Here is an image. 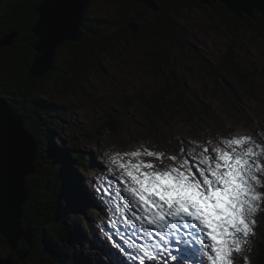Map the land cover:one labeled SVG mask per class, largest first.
Listing matches in <instances>:
<instances>
[{
    "label": "trees",
    "instance_id": "obj_1",
    "mask_svg": "<svg viewBox=\"0 0 264 264\" xmlns=\"http://www.w3.org/2000/svg\"><path fill=\"white\" fill-rule=\"evenodd\" d=\"M43 1L45 0H0V96L24 120L26 129L38 144L35 162L37 173L28 178L30 195L26 203L27 220L22 221L23 228L33 230L36 238L33 240L34 251L24 264H29L33 256L36 257L35 264H133L132 259H125L118 251L121 245L119 236L123 231H111L107 224L100 221V217L97 218L96 211L103 207V203L97 204L99 208L94 206L93 196L87 191L89 182L86 180V185L83 183L85 174L97 169L91 161L95 155L92 153L87 158L76 148L75 140L69 139L71 147L61 139L54 142V132L58 131V127L50 119L54 120L57 112L51 109L43 114L41 111L46 107L38 105V100L42 102L41 96L51 85L58 93L63 89L74 95L85 93L84 86L88 84L89 76L102 70L106 53H113L116 45L129 46L131 41H143L146 63L153 67L150 72L159 79L163 78L165 82L164 87L153 95L154 99L148 102L152 104L149 106L153 111L152 116L163 107L173 117L196 119L200 117L199 113L192 101L187 82L182 78L179 67L176 69L175 54L172 53L180 48L197 49L192 36L181 24L180 17L195 7L204 11L212 10L213 15L219 18L220 23L232 35L248 32L247 34L260 39L264 44V16L255 13L254 17L240 18L220 2L206 6L197 0H156L159 10L155 11L135 0H108L120 7L119 15L90 19L89 12L86 13L81 40L58 47L53 69L36 77L31 70L35 55L33 46L37 41L33 27L39 18L36 9ZM98 1L100 0H92L89 8H94ZM134 25L138 26L136 33L132 28ZM102 28H107V31ZM8 40L10 44H5ZM66 50L69 58L65 61L62 53ZM166 69L168 74L165 73ZM211 70L216 84L228 92L230 99L238 107L242 104V91L238 92L236 87L243 90L244 84H248L247 90L255 94L253 84L258 87L260 85L255 73H246L249 70L241 65L232 48L221 58L218 69L215 71L212 67ZM261 78L264 79V76ZM239 112L245 115L246 109ZM49 113L53 114L52 118ZM88 137L94 144L98 143L97 137ZM53 167L58 169L57 173ZM60 173L66 178V189L60 185L63 181H60ZM80 193L87 197L85 203L82 202ZM65 209L68 212L64 213ZM64 216L72 219L69 221L70 225L59 224L57 219H63ZM259 221L256 245L252 252L253 264H264V212ZM72 222L77 224L76 228L71 227ZM65 227L66 232L69 229L70 236L64 234ZM99 233L105 234L102 237ZM127 236L133 240L131 234ZM94 237L98 241L91 244ZM103 238L106 240H102ZM7 243L6 238L0 235V246ZM19 249L27 250V243L19 242ZM127 254L132 258L136 256L131 252ZM12 256L17 264H23L14 251ZM162 257L163 255L157 261L165 264Z\"/></svg>",
    "mask_w": 264,
    "mask_h": 264
},
{
    "label": "rangeland",
    "instance_id": "obj_2",
    "mask_svg": "<svg viewBox=\"0 0 264 264\" xmlns=\"http://www.w3.org/2000/svg\"><path fill=\"white\" fill-rule=\"evenodd\" d=\"M207 9L210 8L207 7ZM88 12L90 19L98 17L105 19L109 16H118L120 7L108 0H100L94 8L86 9L84 22ZM180 21L187 33L192 36L191 39L197 49L175 48L176 50L172 53L175 54L176 69L179 67L178 70L182 78L187 82L192 101L200 117L196 119L173 117L171 113L167 112L168 109L163 107L160 112L152 116L153 111L149 108L152 104L148 102L154 99L153 95L157 90L164 87L163 83L165 82L163 78L159 79L150 72L153 67L146 63L143 41H131L129 46L125 44L116 45L113 53H106L102 70L99 73L93 72L89 76L90 80L84 86L85 93L74 95L64 89L58 93L51 85L46 88V92L41 96L42 102L38 100L37 103L46 107L41 111L43 114H47L51 109L57 112V117L54 120L50 119L53 114L49 113V119L54 121L52 124L56 123L55 126L58 127V131L54 132V142L61 139L67 146L71 147L69 139L75 140L77 142L76 148L87 158L92 153L97 154V157L91 159L92 162L97 159V171L85 172L83 183L86 185V180L89 182L87 191L88 193L91 192L93 196L91 198L95 201H93L94 206L99 208L98 205L103 203L102 209L99 210L103 218L100 221L107 224L111 231H123L119 237L120 244L125 246L124 248H122L123 246L118 247V251L124 255L125 259H132L133 264H139V254L136 248L132 246L135 245V242L127 235L138 232L142 244L151 243V241L143 236L138 224L133 226L119 222V217L126 220L125 217L121 212L115 210L114 204L108 203L109 199H116L115 195L101 198V195L96 191L98 187H111L113 193L115 192L120 169L113 163V160L121 157L127 160L128 157L125 155L127 151L141 150L142 148H151L158 152H164L166 155H177L180 148H187L189 152L195 149L198 152L200 148L197 146L206 141H210L212 146H217L221 141L235 135H247L258 139L259 134L264 133V79L261 78L264 76V44L260 39L251 37L250 34H247L248 32H241L238 36L232 35L220 23L219 18L213 15L212 10L204 11L195 7L192 11H186L182 14ZM102 29L107 31V28ZM231 48L241 65L249 70L246 73H255L260 82L259 87L253 84L255 94L247 90L248 84H244L243 90L236 87L238 92L242 91L240 94L242 104L239 107L234 105L235 103L230 99L228 92L216 84L211 70L212 67L215 71L218 69L221 58ZM67 58H69V52L66 50L62 53V59L66 61ZM165 73L168 74L167 69ZM243 108L246 109V116L239 112ZM89 135L97 137L98 143L91 142ZM59 158L63 160L62 156ZM142 159L150 160L151 158L142 157ZM55 161L57 163V160ZM35 162L33 168L36 174ZM166 163L170 162L166 161ZM61 169L64 171V168L61 167ZM53 170L58 172L56 167ZM59 178L60 181L63 180L60 185L66 189L65 176L60 173ZM79 186L83 188L80 184ZM57 188H59V181ZM122 188L123 185L121 184ZM80 195L82 194L80 193ZM122 195L126 196L127 194L122 192ZM81 199L85 203L87 197L82 195ZM120 203L124 204L126 201H120ZM124 210L127 211V209ZM60 211L58 208V212ZM63 212H68V210L65 209ZM263 212L264 204L261 205V210L255 216V236L250 238L248 245H246L245 255L251 264H253L252 252L256 245L255 238L260 224L259 218ZM39 213L44 215L41 211ZM96 216L97 218L100 217L97 213ZM57 220L62 226L70 225L69 221H72L70 217L66 218L65 216L63 219L58 218ZM71 227L76 228L77 224L72 222ZM64 232L66 236L71 235L69 229L66 232V227ZM103 235L99 233V236L103 237ZM35 238L36 235L32 239V250L25 241L28 246L27 250H31L28 258L34 251L33 240ZM102 240L105 241L106 239L103 238ZM97 241L94 237L91 244H96ZM8 244L0 246L2 258L10 259L13 257L12 252L14 250ZM126 251L134 253L136 256L132 258ZM94 255L96 256L95 253ZM161 255L165 254L161 253ZM186 256L183 260L184 264H198L200 259L198 256ZM97 258L99 259V257ZM187 258H192L193 261H189ZM35 260L36 257L33 256L29 264H35ZM13 261L16 262L14 258ZM170 263L175 262L170 261ZM156 264H161V262L156 261ZM239 264H242V258Z\"/></svg>",
    "mask_w": 264,
    "mask_h": 264
},
{
    "label": "snow or ice",
    "instance_id": "obj_3",
    "mask_svg": "<svg viewBox=\"0 0 264 264\" xmlns=\"http://www.w3.org/2000/svg\"><path fill=\"white\" fill-rule=\"evenodd\" d=\"M197 147L177 155L127 151V160H113L120 169L115 192L96 189L101 198L115 195L108 203L151 241L132 245L139 264H156L161 253L165 264H183L185 255L198 256V264H251L245 252L264 204V133Z\"/></svg>",
    "mask_w": 264,
    "mask_h": 264
},
{
    "label": "water",
    "instance_id": "obj_4",
    "mask_svg": "<svg viewBox=\"0 0 264 264\" xmlns=\"http://www.w3.org/2000/svg\"><path fill=\"white\" fill-rule=\"evenodd\" d=\"M92 0H45L36 9L39 18L33 27L37 41L32 73L39 77L52 70L58 47L67 42H79L84 12ZM118 1V0H117ZM120 1V0H119ZM158 11L156 0H135ZM202 5L220 2L240 18L264 16V0H197ZM56 26H52V20ZM138 31V26H132ZM5 44H10L8 40ZM0 235L24 264L33 249L32 239L36 235L30 228H23L26 219V203L30 191L27 178L35 174L33 164L38 157V144L25 127L24 120L12 106L0 96ZM27 220V219H26ZM26 241L31 250H20L19 242ZM0 264H17L0 256Z\"/></svg>",
    "mask_w": 264,
    "mask_h": 264
},
{
    "label": "bare ground",
    "instance_id": "obj_5",
    "mask_svg": "<svg viewBox=\"0 0 264 264\" xmlns=\"http://www.w3.org/2000/svg\"><path fill=\"white\" fill-rule=\"evenodd\" d=\"M77 43V42H76Z\"/></svg>",
    "mask_w": 264,
    "mask_h": 264
}]
</instances>
